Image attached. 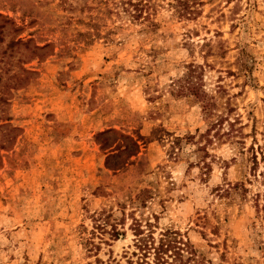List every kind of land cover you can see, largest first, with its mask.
<instances>
[{
  "label": "rangeland",
  "instance_id": "obj_1",
  "mask_svg": "<svg viewBox=\"0 0 264 264\" xmlns=\"http://www.w3.org/2000/svg\"><path fill=\"white\" fill-rule=\"evenodd\" d=\"M124 1L0 0V264H138L137 222L264 264V0Z\"/></svg>",
  "mask_w": 264,
  "mask_h": 264
},
{
  "label": "trees",
  "instance_id": "obj_2",
  "mask_svg": "<svg viewBox=\"0 0 264 264\" xmlns=\"http://www.w3.org/2000/svg\"><path fill=\"white\" fill-rule=\"evenodd\" d=\"M152 0H147V3L138 2L133 4L132 1H124L123 4L127 5L124 11L128 16L134 21H147L152 22V11L153 5L151 4ZM185 8H180L178 13L180 15H185L188 12ZM197 66L191 65L189 67V72L186 75V78L183 80V85L181 86L184 90L194 91L197 97H203L200 92V85L198 84V70ZM206 98V97H205ZM203 97V99L205 100ZM204 110L208 117L212 118L216 116V103L206 98L204 102ZM225 121L222 114L212 122V128L221 126ZM233 127V125L231 126ZM233 129V128H232ZM233 131V130H231ZM218 135H221L218 129ZM227 135V134H226ZM232 133L229 132L228 136H231ZM263 135V144H259L258 148L255 149L252 147V162L255 177L261 179L262 184L264 185V170L259 173L258 176V166L261 162L264 163V131ZM260 155V160H259ZM233 188H241L246 191L243 185L234 184ZM228 191V190H227ZM264 194L258 193L256 195V201L259 203L261 197ZM264 210V204L263 208ZM136 231V248L138 249L135 252L138 255V264H205L204 259L198 254V251L190 244V242H185L180 238V234L174 231H166L161 234L159 241H156L153 231L150 229L146 232L138 222L135 225Z\"/></svg>",
  "mask_w": 264,
  "mask_h": 264
}]
</instances>
